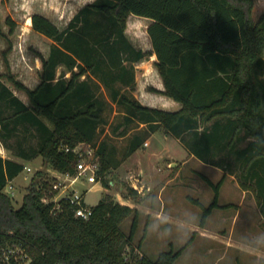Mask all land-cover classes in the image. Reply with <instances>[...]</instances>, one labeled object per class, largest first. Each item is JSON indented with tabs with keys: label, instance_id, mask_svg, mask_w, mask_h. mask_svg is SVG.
Masks as SVG:
<instances>
[{
	"label": "trees",
	"instance_id": "16d2710c",
	"mask_svg": "<svg viewBox=\"0 0 264 264\" xmlns=\"http://www.w3.org/2000/svg\"><path fill=\"white\" fill-rule=\"evenodd\" d=\"M253 7L254 0H95L79 10L65 29L35 13L33 29L55 43L48 57L41 56V80L34 89L13 74L8 59L12 41L0 31L9 42L3 52L6 73L0 75V139L22 159L0 155V249L20 245L32 258L29 264L177 261L182 250L163 252L155 260L144 254L141 260L127 261L126 248L134 246L141 212L109 196L92 206L89 219H83L76 216V206L70 201L60 200L62 207L55 210L56 202L46 200L58 191L53 188L54 179L46 178L43 171L32 180L20 208H15L12 197L4 192L8 181L24 171V161L37 157L59 172L76 174L77 157L65 147L81 142L98 145V129L113 103L125 111L118 126L123 127L122 134L133 123L147 126L146 134L132 136L123 160L143 147L150 135L164 129L208 164L229 166L226 158L234 156L236 165L230 173H237L240 186L253 191L262 208L264 13L255 20ZM132 13L154 20L148 32L166 87L160 92L179 101V111L145 106L129 92H122L124 86L136 87L133 63L150 54L137 49L126 35ZM7 23L13 34L15 21L8 18ZM61 65L65 70L59 75ZM67 72L71 77H66ZM85 75L87 79L81 80ZM94 77L105 86L109 100ZM5 78L15 89L26 92L29 103ZM14 137L18 138L17 149L10 143ZM99 153V177L109 188L107 175L122 159L112 156L106 143L99 145ZM213 186L216 196L211 206L204 208L202 227L213 208L223 207L218 202L221 183ZM126 190L134 199L139 196L134 187L126 186ZM130 215L134 222L128 236L121 223Z\"/></svg>",
	"mask_w": 264,
	"mask_h": 264
},
{
	"label": "rangeland",
	"instance_id": "374dc122",
	"mask_svg": "<svg viewBox=\"0 0 264 264\" xmlns=\"http://www.w3.org/2000/svg\"><path fill=\"white\" fill-rule=\"evenodd\" d=\"M29 5V0H1L0 31L7 37H13L16 42L24 43L20 54L34 56L39 53V49L47 50L49 42L38 36L36 31L28 29V26L31 27V19L27 18L31 11ZM263 13L264 0H254L253 18L257 20ZM8 18L16 23L13 34H10ZM0 37L7 45L8 40L1 32ZM0 58L4 59L3 56ZM62 71L59 68L58 74ZM28 75L38 77L35 73L25 72V77ZM66 77H71V74L67 73ZM5 81L14 88L6 78ZM26 99L29 103V98ZM122 110V107L113 104L107 107L104 114L106 122L99 127L95 138L98 145L106 143L112 156L117 159L123 158L135 133H147V126L139 122L133 123L128 132L122 134L123 127L118 128L125 114ZM166 134L168 133L164 129L153 133L141 149L122 159L119 167L107 175L110 180L109 188L103 185L102 180L94 184H76L75 187L84 192L86 203L94 206L106 194L115 201L130 203V206L138 208L141 214L133 242L134 245H140V251L153 260L163 252L182 250L174 264H264V205L259 207L260 210L249 206L248 201H253V193L248 194L239 213L229 205L242 198L241 190L236 185L239 182L238 175L230 173L236 165V158H226L229 166L208 164L192 155L179 139L171 134L167 137ZM32 142L35 143L36 140L32 139ZM10 143L16 149L19 147L17 137L12 138ZM0 155L22 161L13 150L4 146L1 139ZM223 160L225 161L224 157ZM26 165L32 170H25L14 180V193H10L17 209L22 206L24 196L37 172L43 171L44 176L49 179L54 172L51 165L44 163L41 157L26 162ZM232 175H236V182ZM219 183L218 202L223 207L213 208L205 226L211 234L231 236L241 242L239 247L234 245L229 248L218 238L200 233L204 208L213 203L216 196L213 185ZM126 186L137 189L139 196L136 199L128 196ZM169 216L174 220H170ZM222 216L227 217L226 220ZM133 222L134 215H130L121 223V229L128 236L132 232Z\"/></svg>",
	"mask_w": 264,
	"mask_h": 264
},
{
	"label": "crops",
	"instance_id": "0c3cea01",
	"mask_svg": "<svg viewBox=\"0 0 264 264\" xmlns=\"http://www.w3.org/2000/svg\"><path fill=\"white\" fill-rule=\"evenodd\" d=\"M94 1L95 0H29L30 2L29 7L31 11H29L30 14L27 15V18L31 19V23H29L31 27L28 26V29L33 30L35 32V30L32 27V16L35 13L42 14L48 17L60 29H65L69 24V22L72 20V18L79 12V10H81L83 7ZM64 19H66L65 24L63 21ZM153 21L154 20L152 18L139 16L133 13L130 14L128 17V25L125 31L127 37L137 49H141L143 51H150V54L149 56L143 58L142 60L133 63L136 70V87L132 89L131 86H124L122 88V92H126V91L129 92L145 106L159 108L167 111H179L182 108V104L179 101L175 100L174 98L160 92V91H165L166 87L164 80L161 77L156 67V61L158 60V57L154 51L152 39L148 32V28L153 23ZM35 33L38 34V36L48 40L49 43L47 50L44 51L39 49V53L35 54L34 56L28 54L27 55L20 54L19 51H21L24 48V43L16 42L13 39V37L11 38L9 37L10 40L12 41L13 46H12V50L8 54V59L13 74L16 76L17 79H19L20 81H22L32 89L36 88L40 84V80H41L40 72L43 68V62L41 56L48 57L51 51V47L55 43L53 39L41 33L38 32ZM8 47H9V42L6 45L3 38L0 37V57L3 56V52L6 51ZM3 60L0 58V75L6 73V66ZM59 68L65 70L64 65H61ZM25 72L26 73L30 72L33 74L35 73L38 75V77H35L34 75L33 77H30L29 75L28 77L27 76L25 77ZM67 73L71 74V72H67ZM84 79H87L86 75L81 77V80ZM94 79L101 85V91L105 93L106 98L109 100V95L106 91L105 86L101 83V81L98 78L94 77ZM152 88L157 89L159 92L153 91ZM14 91L24 102L28 103L26 99V97H28L26 92L17 89H14ZM113 105L119 107L117 104L113 103ZM122 112L125 113L124 109L122 110ZM169 135H170L169 133L166 134L167 137ZM233 180H235V182L238 180L236 178V175L233 176ZM236 185L241 190L242 198L239 202L232 203L229 205L237 209L239 213V209L241 208V206H243L246 203L245 200L248 194L249 193L254 194V192L249 190H242L238 181ZM238 193L240 194V191ZM248 202L250 207L253 208L256 207L258 208V210H260L261 207L256 201L255 194L253 197V201L250 200ZM126 204L130 205V203H126ZM160 216H162V214ZM169 217L170 220H174L172 216ZM222 217L225 220L227 218L225 216ZM200 233L205 236H212L214 238H218L219 240H221V242L223 243L225 242V245L229 248L230 246H234V245H237L239 247L241 243L235 240L234 238H231V236L221 235L219 237L217 233L211 234V232L206 228V226L200 228ZM237 243H239V245Z\"/></svg>",
	"mask_w": 264,
	"mask_h": 264
},
{
	"label": "built area",
	"instance_id": "2783aa9c",
	"mask_svg": "<svg viewBox=\"0 0 264 264\" xmlns=\"http://www.w3.org/2000/svg\"><path fill=\"white\" fill-rule=\"evenodd\" d=\"M67 152H72L77 157L76 174L62 173L54 169L52 173L53 188L58 191L52 199L47 198V201H55V210L61 209L60 200L66 199L71 204L76 206L75 214L77 217L89 219L93 213V208L85 201V194L79 190L76 184L97 183L100 182L99 171L101 167V155L99 153V145L92 143L81 142L75 147H65ZM24 171H31V167L26 165ZM23 171V172H24ZM26 178L27 175H26ZM14 180H9L4 192L10 195L14 193ZM72 191H70V189ZM138 188V187H137ZM70 191V192H69ZM127 261H137L144 257V253L140 251L137 245L128 246L125 254ZM16 261L20 264H29L32 261L30 254L20 245H9L0 249V264H13Z\"/></svg>",
	"mask_w": 264,
	"mask_h": 264
},
{
	"label": "water",
	"instance_id": "95a60500",
	"mask_svg": "<svg viewBox=\"0 0 264 264\" xmlns=\"http://www.w3.org/2000/svg\"><path fill=\"white\" fill-rule=\"evenodd\" d=\"M104 199L106 198V194H104V197H103Z\"/></svg>",
	"mask_w": 264,
	"mask_h": 264
}]
</instances>
